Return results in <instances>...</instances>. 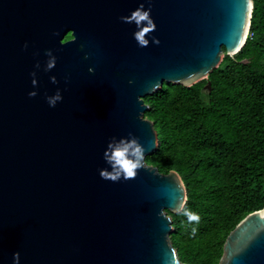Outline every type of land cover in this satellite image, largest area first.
I'll list each match as a JSON object with an SVG mask.
<instances>
[{
	"label": "water",
	"instance_id": "95a60500",
	"mask_svg": "<svg viewBox=\"0 0 264 264\" xmlns=\"http://www.w3.org/2000/svg\"><path fill=\"white\" fill-rule=\"evenodd\" d=\"M141 4L156 24L147 47L134 38L135 22L121 19ZM253 5L0 0V264H14L17 252L19 264H187L169 213L187 188L177 170L146 161L158 133L144 97L164 82L190 86L238 53ZM48 50L57 61L46 71ZM129 134L145 148V168L134 179H103L109 142ZM218 264H264V207L229 232Z\"/></svg>",
	"mask_w": 264,
	"mask_h": 264
},
{
	"label": "trees",
	"instance_id": "16d2710c",
	"mask_svg": "<svg viewBox=\"0 0 264 264\" xmlns=\"http://www.w3.org/2000/svg\"><path fill=\"white\" fill-rule=\"evenodd\" d=\"M253 4L250 34L238 53L225 54L190 86L164 82L144 97L145 116L158 133L146 161L179 172L184 206L200 216L198 224L188 223L169 211L171 240L187 264H218L229 232L264 207V0Z\"/></svg>",
	"mask_w": 264,
	"mask_h": 264
},
{
	"label": "clouds",
	"instance_id": "9594fccd",
	"mask_svg": "<svg viewBox=\"0 0 264 264\" xmlns=\"http://www.w3.org/2000/svg\"><path fill=\"white\" fill-rule=\"evenodd\" d=\"M121 19L126 23L135 22L138 30L134 33V38L138 42L139 46L147 47L149 45V40L145 39V37L156 29V24L151 17V8L145 10L144 5L141 4L140 7L134 10L130 16L121 17ZM153 42L156 44L160 43L159 39L155 37L153 38ZM25 47H27V45H25ZM46 55L49 57V60L45 70L49 71L55 67L57 58L52 54L51 50H48ZM36 67H40L39 63ZM89 71L94 72V69L90 68ZM32 75L35 77L36 73L33 72ZM51 80L53 83H57L55 76L51 77ZM32 83L33 85H36L37 81L33 79ZM130 83H132V81H130ZM36 95L37 93L35 91L29 93V96L31 97H35ZM61 100L62 96L59 90L54 96L48 97V103L52 107H55L57 102ZM129 137L120 139L113 137L109 142L104 153V159L111 167V171L107 169L101 170L100 175L103 179L111 180L113 182H117L121 178L125 180L134 179L138 175V170L145 168V148L135 136L129 134ZM130 157H134V159ZM177 212L178 214L185 216L188 223L198 224L200 222V216L192 210L186 208L184 205H180ZM195 231L196 229H193V233H195ZM13 260L14 264H19V252L14 254Z\"/></svg>",
	"mask_w": 264,
	"mask_h": 264
},
{
	"label": "built area",
	"instance_id": "2783aa9c",
	"mask_svg": "<svg viewBox=\"0 0 264 264\" xmlns=\"http://www.w3.org/2000/svg\"><path fill=\"white\" fill-rule=\"evenodd\" d=\"M248 34H250V31H249V33Z\"/></svg>",
	"mask_w": 264,
	"mask_h": 264
}]
</instances>
